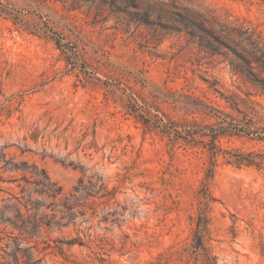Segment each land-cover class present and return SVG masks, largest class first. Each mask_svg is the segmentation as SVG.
Segmentation results:
<instances>
[{"label":"rangeland","instance_id":"rangeland-1","mask_svg":"<svg viewBox=\"0 0 264 264\" xmlns=\"http://www.w3.org/2000/svg\"><path fill=\"white\" fill-rule=\"evenodd\" d=\"M188 14L264 36V0H0V209L23 174L3 158L45 169L65 194L104 185L84 246L36 260L264 264V94L179 32ZM214 142L227 155L212 167Z\"/></svg>","mask_w":264,"mask_h":264},{"label":"trees","instance_id":"trees-1","mask_svg":"<svg viewBox=\"0 0 264 264\" xmlns=\"http://www.w3.org/2000/svg\"><path fill=\"white\" fill-rule=\"evenodd\" d=\"M181 19L179 32L186 34L198 45H204L212 56H224L236 76L264 94V36L261 33L245 24L233 27L226 23L212 22L199 14L181 15ZM224 49L228 52L223 53ZM180 135L181 132L177 131V138ZM211 150L213 167L216 158L227 153L215 142ZM228 160L237 165L253 163L246 160L244 155L229 156ZM3 161L5 170L21 171L23 174L20 179L8 181L17 183L20 191L15 195L10 194V198L0 209V227L3 228L0 233L5 235L0 238V243L5 239L9 240V243L0 249L7 257L0 264H19L21 259H24V264H43V258L36 260L35 254L48 250L62 252L60 244L84 246L83 238L88 236V230L81 229V226L83 221L91 220L84 209L91 199L98 198L104 192L101 179L94 180L92 177L87 182L81 179L70 193L65 194L45 169L36 165L30 166L28 162L20 166L12 160L5 161L3 158ZM209 171L213 173L212 168ZM208 178L204 184L205 191ZM206 223L207 218L201 213L197 221L194 243L198 254L206 251ZM70 227L75 228L77 237L57 240L49 238L51 233H61ZM21 243L24 247H21ZM40 244H44L41 250ZM208 261L211 262L212 259Z\"/></svg>","mask_w":264,"mask_h":264}]
</instances>
